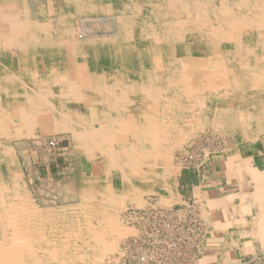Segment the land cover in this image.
<instances>
[{
	"label": "bare ground",
	"instance_id": "6f19581e",
	"mask_svg": "<svg viewBox=\"0 0 264 264\" xmlns=\"http://www.w3.org/2000/svg\"><path fill=\"white\" fill-rule=\"evenodd\" d=\"M141 1L147 15L135 21L140 13L136 0H55L51 9L37 0H0V54L21 57L17 69L3 59L8 71L0 72V95L4 90L12 94L13 79L19 85L0 108V142L11 133L39 138L51 131L70 132L73 152L92 179L78 182V204L43 209L29 197L9 160L12 183L0 178V264L101 260L120 236L132 232L114 217L112 196L120 179H136L137 190L159 195L166 183L150 189L148 181L172 179L169 192L179 193L183 171L174 166L173 153L182 151L195 131L218 126V117H225L220 128L231 125L235 113L227 103L232 87H252L264 100V0ZM100 14L115 22L117 16L121 30L86 34L85 22ZM126 22L135 23L132 30L122 29ZM190 37L196 39L191 44ZM4 84L11 86L3 90ZM70 102L81 103L83 111L72 110ZM249 113L241 110L232 125L239 131L263 129L264 113L255 118ZM9 147L0 149L11 158ZM142 164L151 170L139 171ZM107 177L114 188L98 183ZM134 200L142 204L141 198ZM100 217L107 218L111 230L91 226Z\"/></svg>",
	"mask_w": 264,
	"mask_h": 264
},
{
	"label": "rangeland",
	"instance_id": "374dc122",
	"mask_svg": "<svg viewBox=\"0 0 264 264\" xmlns=\"http://www.w3.org/2000/svg\"><path fill=\"white\" fill-rule=\"evenodd\" d=\"M37 1H40V5H42L44 8H50L51 3H54L55 0ZM33 2L34 0H27V3L33 4ZM136 2L139 6L140 13L138 15H135V21L139 19V15H147L146 5L141 0H136ZM153 14L154 13H149V15L154 16ZM114 18L115 17L111 15H97V18H92L91 20H87L85 22L84 32L86 34H92L93 32L98 34H109L114 30H116V32L120 31L122 24L119 22L117 16L116 22ZM93 25L95 28L90 29ZM97 25L102 26L99 27ZM123 25L124 27L122 29L132 30L131 27H133L135 23L126 22ZM195 40V37H190V44ZM3 59L13 62V68L17 69L20 67L21 57L17 52H12L4 56L0 54V72L8 71L5 68L8 65L3 63ZM14 80L15 82H12L13 84L11 83L12 86L11 84L7 85L8 87H12L9 88V90L11 89L10 91H12V94L5 95L4 89H7L8 87H6L5 84L4 86H2V89L4 91L3 95H0V108H4V106H6V102H10L7 101V99H11V97L14 96L13 91L15 87H17L18 83L17 79H13V81ZM30 83V81L26 80V84L30 85ZM130 98L135 99L136 97L134 95H130ZM230 98L231 99L228 100L227 105L228 107L233 108L235 113L233 114L235 119L238 117L237 120L240 119V116H238V114L241 112V110L247 111L248 113L250 112L249 114H252L251 116L254 118L256 117V115H262L264 113V100H258V98L261 97L259 96V93H257L252 87H248L245 90H237L236 88L232 87ZM135 101L136 105L140 104V100L138 98L135 99ZM69 105L70 108L75 112L77 111V113H81L83 111V106L81 103L70 102ZM136 105L134 104L132 107L135 109L136 113H139L140 111L136 107ZM218 118H220V123L217 124L219 127L213 126L212 124L209 127L205 126L204 130L201 129V131H195L193 133L194 136H192L188 140V142L186 141L183 144L182 151L177 149L173 153L172 162L174 166L181 168L183 171V175L185 171H187L189 174L187 175L188 178L192 177V174L190 173L195 172L203 165H206V163L213 161L217 156H223L225 154H229V156H232L233 154L238 155L240 153V145L244 144L243 142L245 141V139H249L247 143H252L258 137H263L264 127L263 129L259 130L258 128H256V126H244L240 129V132L234 125H232L235 124V119H233L234 121L231 122V125L226 129L224 127L220 128L221 125L225 124V117L223 116ZM222 118L224 121L221 120ZM227 121L230 123V119ZM262 123L264 124V118L262 119ZM14 135L15 133H11L8 140L4 139V142L2 141L3 145L0 142V148L5 146L12 147L11 158L5 154L3 149H0V165L2 166H0V178H4L6 180V184L12 183L9 179L11 177L7 172L9 168L7 169L6 167L8 165V161L10 160L9 162H13V164L11 165L12 170L18 173V175H22L23 183L26 184L24 185L26 186V189L29 193V197L38 207L45 209L49 208L50 204H54L51 207L57 206V204L58 206H62L64 202L67 201L73 205L78 204L80 202L78 182L80 181L84 184H87L90 183L89 181H91L92 179L90 178V172L85 167L83 161L80 159L79 153L77 154L75 151L73 152L70 132L51 131L42 134V137L39 138L34 136L25 138L21 135ZM51 138L56 141V145H49V140ZM163 168L164 164L162 162H158L157 169L162 170ZM124 169L126 171H129L130 167L126 165ZM138 169L139 171L141 170V172H147L151 170V168L147 164H142ZM103 182H106L105 184H107V186H110V189L111 187L114 188L111 177H107L106 179L104 178V180H98V183ZM148 192L145 193L146 197L144 198V200L142 199V204H138V206H155L160 208L162 203L160 202L159 205H157L156 203L158 201L159 194L157 192ZM194 200H196L197 207L199 209V199L196 197L187 198L183 200V202L179 201L178 204L172 203L167 207H169L168 209L170 210L182 208L183 206L188 207L190 203H192V205L194 204ZM133 205L134 203L126 205L122 209L123 213L128 212L131 208L134 207ZM164 207L165 209H167L166 206ZM114 217H117L118 222H120L119 224L126 228L129 227L128 229L132 231L130 232L131 234L128 233L120 236L117 241V245L114 246L110 252L106 250L104 255L102 254L101 260L90 259L86 261H68L67 264H118L120 260L118 259L116 254L120 249V244L129 236L134 235L136 233V230L134 228L130 229L128 222H130L131 218L128 214H123V216L119 217L116 216L115 213ZM30 221L34 223L33 217H30ZM107 221L108 220L106 217H104V219L103 217H100V219L94 218L91 221V226L99 230H111V228L108 227L110 223ZM11 234L12 233L10 232L9 235L11 236ZM77 242L80 245L85 244L84 240H78Z\"/></svg>",
	"mask_w": 264,
	"mask_h": 264
},
{
	"label": "crops",
	"instance_id": "0c3cea01",
	"mask_svg": "<svg viewBox=\"0 0 264 264\" xmlns=\"http://www.w3.org/2000/svg\"><path fill=\"white\" fill-rule=\"evenodd\" d=\"M240 146L238 155L217 156L195 172H189L192 174L190 178L185 171L179 193L169 192L168 187L174 183L172 179L148 181L147 187L150 189L157 187V183H166L165 193L160 194L156 202L157 205L162 203L160 207L166 206L168 209L170 204H178L190 197L199 199V218L202 222L200 237L194 240L192 252L171 264H264V134L252 143ZM119 182L120 186L112 196L116 198V216L128 214L131 218L132 210L122 211L124 206L131 203H134L133 210L150 207L138 206L134 198L144 200L145 193L152 190H137V180L128 177ZM165 198L171 201L170 204L164 203L167 201ZM128 224L136 230L132 236H138L140 224L131 220ZM130 237L122 243L120 241L116 254L120 260L118 264H140L135 259L138 249L126 248Z\"/></svg>",
	"mask_w": 264,
	"mask_h": 264
},
{
	"label": "built area",
	"instance_id": "2783aa9c",
	"mask_svg": "<svg viewBox=\"0 0 264 264\" xmlns=\"http://www.w3.org/2000/svg\"><path fill=\"white\" fill-rule=\"evenodd\" d=\"M51 145H56L51 140ZM132 210L131 221L140 224L138 236H131L126 248L135 247L140 264H171L193 251L194 240L200 237L202 222L196 200L194 204L174 210L150 206ZM134 259V258H133Z\"/></svg>",
	"mask_w": 264,
	"mask_h": 264
}]
</instances>
